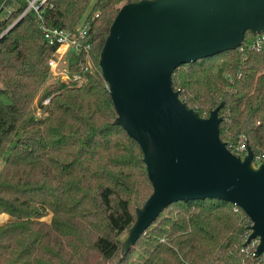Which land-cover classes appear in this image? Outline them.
<instances>
[{"label": "trees", "instance_id": "16d2710c", "mask_svg": "<svg viewBox=\"0 0 264 264\" xmlns=\"http://www.w3.org/2000/svg\"><path fill=\"white\" fill-rule=\"evenodd\" d=\"M133 1L47 0L43 17L51 27L73 30L87 14L96 69L80 87L48 84L56 46L46 42L36 12L0 37V95L9 97H0V214L9 215L0 224V264L250 262L245 212L216 198L172 203L122 254L121 236L153 185L140 144L115 122L99 56L121 6ZM16 5L0 20V33L27 2ZM256 39L248 30L239 48L173 72L174 89L203 116L223 102L220 136L236 154L242 142L264 153V44L252 48ZM78 58L71 57V73Z\"/></svg>", "mask_w": 264, "mask_h": 264}, {"label": "water", "instance_id": "95a60500", "mask_svg": "<svg viewBox=\"0 0 264 264\" xmlns=\"http://www.w3.org/2000/svg\"><path fill=\"white\" fill-rule=\"evenodd\" d=\"M264 33V0H138L121 6L99 56L115 120L138 141L153 191L136 208L122 254L179 200L216 198L252 220L245 245L264 251V160L250 144L234 153L220 136L223 102L208 116L174 89L183 64L239 48L247 31Z\"/></svg>", "mask_w": 264, "mask_h": 264}, {"label": "built area", "instance_id": "2783aa9c", "mask_svg": "<svg viewBox=\"0 0 264 264\" xmlns=\"http://www.w3.org/2000/svg\"><path fill=\"white\" fill-rule=\"evenodd\" d=\"M14 6L7 5V0H0V20L8 19L13 10L16 9V0ZM27 6L22 13L5 29L0 33V37L5 35L21 18H23L29 11H34L38 14L41 21V29L44 34V38L49 45L56 46L53 57L48 61L50 68L49 82H63L69 87H80L86 84L89 80V76L94 74L96 66L94 63L92 44L89 41V29L90 22L84 15L81 22L75 29L51 27L46 24L43 12L47 0H26ZM264 44V33L257 35L255 43L252 48L260 49ZM77 54L79 56L77 60L78 70L71 73L70 60L71 57ZM51 98L43 99V104H49ZM38 107V103L36 102ZM38 109H40L38 107ZM41 112V111H39ZM238 153L244 155L247 152V145L242 142L237 148ZM264 160V153L254 155V161L256 164ZM247 216V215H246ZM247 222L249 225V231L251 233L250 226L253 224L252 220L247 216ZM249 233V234H250ZM248 234V236H249ZM259 238H254L249 244L245 246L246 258L250 260L248 264H264V251L260 255H256L257 245Z\"/></svg>", "mask_w": 264, "mask_h": 264}, {"label": "rangeland", "instance_id": "374dc122", "mask_svg": "<svg viewBox=\"0 0 264 264\" xmlns=\"http://www.w3.org/2000/svg\"><path fill=\"white\" fill-rule=\"evenodd\" d=\"M48 84H50L49 80H48ZM48 84L46 83V86H47ZM0 86H1V85H0ZM0 97H1V100H3L4 102H9V97H8L7 95H0ZM34 110L36 111L35 114H40V113H41V112H39L40 109H38V107H36V103H35V105H34ZM3 165H4V162L2 161V162L0 163V169L2 168ZM3 214H4V213H3ZM1 215H2V214H0V216H1ZM8 218H9V215H7L2 221H0V224L3 223L4 221H6ZM50 218H51V215L45 217L44 219H46V220H50ZM127 235H128V231L125 232V233L121 236V237L123 238V240L127 237Z\"/></svg>", "mask_w": 264, "mask_h": 264}, {"label": "bare ground", "instance_id": "6f19581e", "mask_svg": "<svg viewBox=\"0 0 264 264\" xmlns=\"http://www.w3.org/2000/svg\"><path fill=\"white\" fill-rule=\"evenodd\" d=\"M8 214H2L1 216H0V221H2L6 216H7ZM2 224V223H1Z\"/></svg>", "mask_w": 264, "mask_h": 264}]
</instances>
